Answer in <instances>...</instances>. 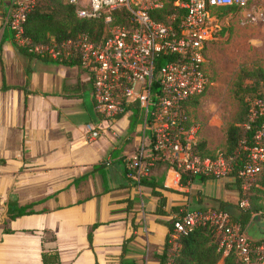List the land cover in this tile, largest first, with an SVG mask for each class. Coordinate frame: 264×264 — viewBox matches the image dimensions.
Wrapping results in <instances>:
<instances>
[{"label": "crops", "instance_id": "crops-1", "mask_svg": "<svg viewBox=\"0 0 264 264\" xmlns=\"http://www.w3.org/2000/svg\"><path fill=\"white\" fill-rule=\"evenodd\" d=\"M10 2L0 0V264H43L41 253H55L58 264H158L171 209L237 202L227 176H195L182 187L174 168L154 158L147 131L141 146L136 101L110 124L94 109L88 70L15 47ZM93 129L101 134L87 141ZM140 146L152 186L127 176ZM159 200L167 216L156 211ZM28 204L26 214L3 216L5 205Z\"/></svg>", "mask_w": 264, "mask_h": 264}, {"label": "built area", "instance_id": "built-area-1", "mask_svg": "<svg viewBox=\"0 0 264 264\" xmlns=\"http://www.w3.org/2000/svg\"><path fill=\"white\" fill-rule=\"evenodd\" d=\"M36 0H11L5 24L15 47L26 53L63 63L76 61L91 75L94 109L108 123L121 115L129 102L136 101L142 111L141 146L147 131L154 158L166 161L180 179L189 176L182 187H187L194 176L226 177L235 165L234 156L216 154L212 157L198 154L199 126L190 114L191 101L204 93L210 84L202 69L204 49L213 38L216 14L219 8L246 10V21L264 20V10L249 6L250 0H174L178 16L167 17V22L153 20L149 13L162 6V0H61L72 7L78 19H102V34L96 41L78 34L73 40L59 44L32 43L24 35L26 14ZM126 11V24H114L109 12ZM256 12V14H255ZM262 110L264 102L254 101ZM248 128V126H245ZM101 134L91 130L85 136L92 141ZM115 135V132H113ZM264 124L253 134L236 177L239 188L246 192L252 178L264 160ZM128 159L127 176L136 183L148 175L151 161H143L142 147ZM180 186V187H181ZM239 206L245 207L242 197ZM263 213H254L253 215ZM198 226L211 227L218 238L217 249L222 254L230 251L241 262L264 264V240L246 239L228 213L216 209H190L182 206L172 224L171 243L176 235H185ZM168 264V263H166Z\"/></svg>", "mask_w": 264, "mask_h": 264}, {"label": "trees", "instance_id": "trees-1", "mask_svg": "<svg viewBox=\"0 0 264 264\" xmlns=\"http://www.w3.org/2000/svg\"><path fill=\"white\" fill-rule=\"evenodd\" d=\"M173 1L174 0H162V6L150 11V17L155 21L167 22V17L174 15V20L176 22L179 13L177 8L172 5ZM219 10L233 11V9L229 7L219 8ZM109 15L112 17L114 24H126L127 14L125 10H112L109 12ZM102 27V19H78L74 15L72 7L62 3L60 0H36L34 7L26 14L23 23V32L32 43L54 42L59 44L63 41L73 40L78 34L86 35L90 40L96 41L102 34ZM232 94L237 101V113L234 121L225 129V147L221 154L225 156H234L235 165L232 167L227 177L232 178L235 188L238 191L239 198L235 204H230L225 207L220 206L217 210L227 212L229 222L237 224L240 230H243V227L254 213H263V207L259 203V197L258 195L256 196V193L262 192L260 188H264V174L259 178V188H254L253 194L250 195L249 191L252 190L253 185L250 184L248 190L242 192L236 177V168L239 167L246 153V151L241 150V145L250 146L253 141V134L264 124V106L261 111L255 108L254 117L249 119L251 102H264V69L259 66H254L250 70L240 69L233 83ZM195 101L196 100L193 99L191 105H193ZM245 126H248V128ZM200 146H202V143H198V148ZM198 154L204 156L200 154V152H198ZM261 165L264 166V160L261 162ZM147 177V175L141 177L137 183L131 181L137 186H152L153 184L147 181ZM200 177L208 178L204 176ZM187 178H189V176L180 174L179 182L183 184ZM242 197H245L247 200V205L245 207H241L238 204L239 199ZM161 205L162 200H159V207L156 211L159 214L167 216V214L160 209ZM30 206L31 205L28 204L10 209L8 205H5L3 207V216L12 218L14 216L26 214L31 211L29 209ZM180 207L182 206L171 209L173 216L162 221L167 228V232L160 253L155 255L158 264H216L219 260H221V264H247L237 259L230 251L222 254V251L217 249L218 238L213 229L208 226H198L188 231L185 235H176L173 239L176 246L173 247L171 243L173 232L172 224L175 217L178 215ZM89 236L90 234H88V239ZM41 262L43 264H58V258L55 253H41ZM120 264L129 263H124L121 260ZM130 264L134 263L130 262Z\"/></svg>", "mask_w": 264, "mask_h": 264}, {"label": "rangeland", "instance_id": "rangeland-1", "mask_svg": "<svg viewBox=\"0 0 264 264\" xmlns=\"http://www.w3.org/2000/svg\"><path fill=\"white\" fill-rule=\"evenodd\" d=\"M249 4L264 10V0H250ZM214 14L213 38L206 44L202 63L210 84L203 94L195 97L196 101L190 107V114L199 126L198 137L202 146L198 152L209 157L224 151L225 129L234 121L237 113L232 87L239 70H250L254 66L264 69V20L245 22L244 9H216ZM253 107L252 104L251 109ZM263 174L264 166L260 164L250 183L253 185L250 195L254 188H259L258 181ZM260 189L262 192H257L256 196L264 212V188ZM216 264H219L218 261Z\"/></svg>", "mask_w": 264, "mask_h": 264}, {"label": "water", "instance_id": "water-1", "mask_svg": "<svg viewBox=\"0 0 264 264\" xmlns=\"http://www.w3.org/2000/svg\"><path fill=\"white\" fill-rule=\"evenodd\" d=\"M242 234L252 242L264 240V217L252 215L243 227Z\"/></svg>", "mask_w": 264, "mask_h": 264}]
</instances>
